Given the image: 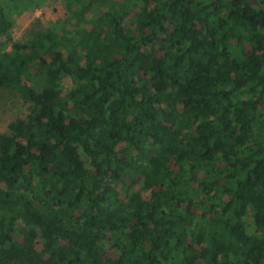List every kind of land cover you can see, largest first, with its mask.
<instances>
[{"label": "trees", "instance_id": "trees-1", "mask_svg": "<svg viewBox=\"0 0 264 264\" xmlns=\"http://www.w3.org/2000/svg\"><path fill=\"white\" fill-rule=\"evenodd\" d=\"M32 1L0 0V92L31 103L0 264H264V0H63L16 40Z\"/></svg>", "mask_w": 264, "mask_h": 264}, {"label": "rangeland", "instance_id": "rangeland-1", "mask_svg": "<svg viewBox=\"0 0 264 264\" xmlns=\"http://www.w3.org/2000/svg\"><path fill=\"white\" fill-rule=\"evenodd\" d=\"M6 3L8 0H1ZM96 7L94 12L96 13ZM67 6L63 0H34L19 7H11L14 16L12 34L16 40L28 36L32 31L59 32L63 21L67 18ZM26 83H30L25 79ZM71 79L65 81V90L70 89ZM31 108V103L14 92H0V133L8 130L9 123L17 117L25 118ZM138 189V188H136ZM252 230V228H250Z\"/></svg>", "mask_w": 264, "mask_h": 264}]
</instances>
